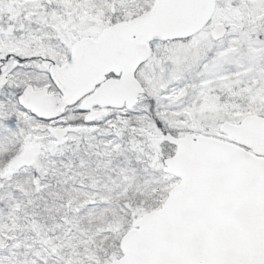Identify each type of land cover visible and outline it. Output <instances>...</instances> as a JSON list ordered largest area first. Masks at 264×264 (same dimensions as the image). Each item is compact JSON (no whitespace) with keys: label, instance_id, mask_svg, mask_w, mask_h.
I'll use <instances>...</instances> for the list:
<instances>
[{"label":"snow or ice","instance_id":"6c2138e0","mask_svg":"<svg viewBox=\"0 0 264 264\" xmlns=\"http://www.w3.org/2000/svg\"><path fill=\"white\" fill-rule=\"evenodd\" d=\"M0 264H264V0H0Z\"/></svg>","mask_w":264,"mask_h":264}]
</instances>
